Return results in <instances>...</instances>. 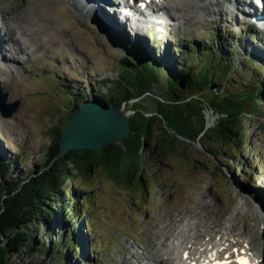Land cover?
I'll return each mask as SVG.
<instances>
[{
    "label": "rangeland",
    "instance_id": "rangeland-1",
    "mask_svg": "<svg viewBox=\"0 0 264 264\" xmlns=\"http://www.w3.org/2000/svg\"><path fill=\"white\" fill-rule=\"evenodd\" d=\"M42 1L0 0V8L26 15L27 8L35 7V3L41 5ZM65 7L60 14L66 18L67 25L60 31L54 29L52 24L39 27L40 39L32 46L33 50H38L35 53L30 50L20 54L21 64L13 78L0 74V85L6 94V102L13 104L19 101L18 108L11 116H4L0 111V158L9 163L6 165L7 180L15 181L34 173L44 161V153L52 143V135L57 137V133L53 132L63 129L70 115L77 112L88 99L86 95L93 99L95 83L100 82V89L108 92L122 76L117 86L118 96L126 86L136 87L137 74L134 69L124 72L123 69L124 60L134 52L132 44L137 42L141 51L148 55L147 59L160 62L155 56L162 54L174 43L180 45L189 42L197 52L198 44L215 41L217 48L223 51L219 57L225 55L224 62L229 61L231 64L227 78H222L223 71L216 72L215 80L222 82L228 93L227 96L222 94L216 97L225 104L227 111L242 112L239 119L244 125V137L240 132L235 139L225 143L210 139L207 133L201 137L200 142L190 140L184 145L167 133H161L159 118H149L146 114L161 112L164 107L171 109L176 99L170 96L168 77L163 69L146 62L140 67L139 76L153 77L155 83L142 93L135 90L129 103L125 104L135 110L131 118L151 122L152 144L163 143L162 140L166 144L173 141L176 142L174 147L179 150L166 153L146 151L142 178L138 185L134 182L130 189H124L108 178L103 172V166H99L89 178L80 175L69 177L68 183L86 190L81 197L88 196L91 201L89 206L85 199H81L84 208L88 209L86 216L90 221L86 233L77 231L78 240L91 254L76 251L72 257L62 258L57 251L51 254L30 252L28 247L23 246L12 250L13 260L32 264H125L131 252H140L144 246L150 252L153 250L151 240H155L154 226L172 213L180 219L198 212L200 216L209 218L211 224L222 220L224 231L230 229L229 219L233 217L237 222L234 229L236 233L246 226L254 228L261 225L264 233V98L248 99L241 93L242 89H247L243 83L254 76L257 68L262 67L261 73H264V45L260 44V41L264 42V29L258 24L251 25L255 21L249 19V16L237 20L217 17L213 21L190 25L152 27V33L146 29V32L134 38L132 31L126 29L128 35L119 44L112 37L113 29L107 23L90 19L78 24L77 17L70 12L69 7ZM106 12L109 13L107 9ZM81 25H86V28L89 25L95 31L94 38L85 33L88 42L82 50L76 47L81 37L78 33L82 31ZM99 27L108 32L106 36L99 37ZM248 31L257 33L255 41L248 36ZM73 32L76 33L73 40L75 45L69 40ZM131 38L135 41H131ZM229 48L233 52L231 59H227ZM176 55L179 57L177 52ZM198 62L194 61L195 65ZM212 88L219 90L216 85ZM212 88H208L205 93L208 98H214ZM71 96L76 98V101L72 99L73 103ZM140 96L141 99L134 102ZM224 97H230L231 102H227ZM195 104L191 124L197 132L202 116L199 105ZM227 146L228 153L209 150V147L220 150ZM260 199H263V203ZM50 226L41 223L33 225L28 231L32 237L48 241ZM62 238L63 233L59 232L56 239ZM263 248V254L259 256L261 259H264ZM172 262L175 264L173 260L166 264Z\"/></svg>",
    "mask_w": 264,
    "mask_h": 264
},
{
    "label": "trees",
    "instance_id": "trees-1",
    "mask_svg": "<svg viewBox=\"0 0 264 264\" xmlns=\"http://www.w3.org/2000/svg\"><path fill=\"white\" fill-rule=\"evenodd\" d=\"M247 34L252 41H255L256 32L248 31ZM260 44L264 45V42L260 41ZM132 45L134 52L130 51V55L124 60V71L134 69L137 74L136 87L128 85L118 96L117 86L122 76L114 82V86L108 92H103L100 89L101 83L97 82L92 90L93 99L91 100L90 96L86 95L88 99L85 101H95L103 106H119L129 103L135 90L142 93L155 83L153 77L139 76V69L146 62H151L163 69L165 76L168 77L167 84H169L171 92L177 96L173 97L176 100L183 101L186 99L185 97L194 96L207 97L205 93L213 85L219 89L217 96L228 95L225 85L216 81L214 77H216V72L219 73L221 70L223 71L222 78H227L231 64L229 61L224 62L225 55L219 57L223 51L217 48L215 41H210L205 45L198 44L197 52L189 42H183L180 45L174 43L162 54L155 56L160 62L147 59L148 55L141 51L138 42ZM227 55V59L232 58V49L229 48ZM196 60L199 61L197 65L194 63ZM262 70V67L257 68L254 76L243 83L244 88H247L242 89L241 93L244 97L248 99L264 98V73H261ZM260 74L262 76L258 77ZM72 97L70 100L73 103L72 99L76 101V98ZM224 99L231 102L230 97H224ZM211 101L220 110H227L225 104H222L217 97ZM193 104L192 101H189L185 102L182 107L174 106L171 109L164 107L161 109V113L179 132L189 136L198 135L202 124L197 132L192 127ZM227 113L228 117L220 121L218 127L209 135L210 139L215 138L227 143L229 140L235 139L236 135L242 131L243 122L239 119L242 112ZM131 124L132 132L121 145L111 144L103 151L72 150L66 155L61 153L58 143L62 130H55L53 133H57V137L52 135V143L44 153L43 163L35 169L34 173L15 181L6 179V165L9 163L0 158V264H32L13 260L11 250L23 246L28 247L30 252L42 251L45 254H51L57 251L62 258L72 257L76 251L91 254L77 236V231L86 233L85 229L88 230L90 221L86 216L88 209L84 208V201L82 202L81 199H85L89 206L91 201L88 196L81 197L86 190L70 185L68 178L77 175L89 178L99 166H103V172L108 178L119 183L124 189H130L134 182L136 185L139 184L144 172L145 162L142 150L161 153L179 150L174 147L176 142L173 141H170V144L164 143L165 140H162L163 143L152 144L150 141L151 122L132 118ZM221 149L209 147V150L214 153H228L229 147H221ZM41 223L51 225L48 241H40L37 237H32L28 231L33 225L37 226ZM59 232L63 233V238L57 240ZM85 233L84 235L87 237Z\"/></svg>",
    "mask_w": 264,
    "mask_h": 264
},
{
    "label": "bare ground",
    "instance_id": "bare-ground-1",
    "mask_svg": "<svg viewBox=\"0 0 264 264\" xmlns=\"http://www.w3.org/2000/svg\"><path fill=\"white\" fill-rule=\"evenodd\" d=\"M139 1L143 0H44L41 5L35 3V7L27 8L26 15L4 11L0 8V61H3L0 63V74L7 78H13L16 76L15 71L21 64L20 54L30 50L35 53L38 50L36 48L33 50L32 46L40 39L39 27L52 24L54 29L60 31L67 25L66 18L60 14V11L66 8L65 6L69 7L70 12L77 17L78 24L83 21H90V19H98V21L107 23L113 29L114 35L112 37L119 44H121V39L128 35V30H131L134 34L133 37H136L137 34L146 32L148 27L163 28L168 24L190 25L196 22L213 21L217 17L219 19L237 20L240 17L243 19L245 16H249V19L255 21V25L258 24L264 29V5H261L264 4V0H261L260 5L254 6L251 3L253 0H250L251 2L248 4L245 3L247 0H150L148 6L149 9H152L151 13L150 11H143L144 13L141 12L137 16L127 14L126 9L129 7L139 9ZM256 6H259V10ZM106 9L109 13L106 12ZM152 16H156V18ZM87 26L88 28L86 25H81L82 31L78 32L81 37L78 39L76 47L80 50L87 47L85 44H87L88 39L85 33L91 38L95 37L94 29L89 25ZM51 28L53 29V27ZM99 28V37L106 36L108 32L102 27ZM83 29L88 31H83ZM70 31L72 30L70 29ZM4 32L7 34H3ZM54 34L57 35L56 32ZM75 34H69V40L74 45ZM11 94L14 93L11 92ZM261 202L263 203V199ZM239 205H241L240 202L238 207H240ZM200 215L195 212L194 215L187 214L186 217L178 219L176 214L172 213L162 218L154 226L155 240H151L153 250L150 252L144 246L139 250L140 252L130 251L131 256L126 257L125 264H166L170 260H173L175 264H190L202 257H209L210 263L216 260L218 263L237 264L236 261L240 260V255L243 256L246 264H264V261L259 258L263 254L261 249L264 247L262 225L254 228L246 226L245 229L243 228L239 233H236L237 231L234 229L237 227V222L233 217L229 219L230 229L227 228L224 231L225 225L222 220L211 224L209 218ZM243 248L247 251L244 252Z\"/></svg>",
    "mask_w": 264,
    "mask_h": 264
},
{
    "label": "water",
    "instance_id": "water-1",
    "mask_svg": "<svg viewBox=\"0 0 264 264\" xmlns=\"http://www.w3.org/2000/svg\"><path fill=\"white\" fill-rule=\"evenodd\" d=\"M212 92L214 98H216L218 91L212 88ZM170 94L172 98L177 97L173 92H170ZM141 97L134 99V102L139 101ZM185 98V101H173L174 104L171 107H182L185 102L189 101H192V103L196 102L197 106L199 105L198 108L202 116V129L196 137L179 132L170 125L161 112L156 111L146 114L149 118L158 117L161 123L160 132L167 133L175 138L176 141L183 144L189 143L190 140H198L200 142L202 136L207 133L210 135L218 127L220 121L228 117L227 112L229 111L220 110L216 107L211 101L213 97L194 96ZM18 105L19 101H15L13 104L6 102V94L0 85V111L2 114L11 116L18 108ZM134 112L135 110L125 103L119 106H103L95 101H85L77 112L70 115L62 129L61 137L58 139L61 153L66 155L72 150L103 151L111 144L120 143L121 145L123 140L129 137L132 132L131 115ZM242 131H244V125ZM242 135L244 137L243 132ZM142 153H144L145 158L146 151L142 150Z\"/></svg>",
    "mask_w": 264,
    "mask_h": 264
},
{
    "label": "snow or ice",
    "instance_id": "snow-or-ice-1",
    "mask_svg": "<svg viewBox=\"0 0 264 264\" xmlns=\"http://www.w3.org/2000/svg\"><path fill=\"white\" fill-rule=\"evenodd\" d=\"M245 264H246V262H245Z\"/></svg>",
    "mask_w": 264,
    "mask_h": 264
}]
</instances>
